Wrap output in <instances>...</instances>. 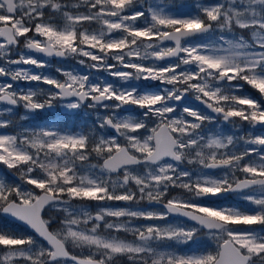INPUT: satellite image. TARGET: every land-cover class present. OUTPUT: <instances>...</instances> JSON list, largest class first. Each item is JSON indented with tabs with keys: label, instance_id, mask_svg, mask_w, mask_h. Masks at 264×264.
Wrapping results in <instances>:
<instances>
[{
	"label": "snow or ice",
	"instance_id": "1",
	"mask_svg": "<svg viewBox=\"0 0 264 264\" xmlns=\"http://www.w3.org/2000/svg\"><path fill=\"white\" fill-rule=\"evenodd\" d=\"M174 7V0H0V129H19L0 132V165L19 181L0 175V264H117L121 257L264 264V131L238 136L221 124L264 128V102L239 94L246 84L264 98V0H194L188 13ZM92 24L99 28L90 31ZM33 53L85 57L87 67L122 83L62 68V80L32 71L47 66ZM20 81L49 87L19 89ZM64 101L69 115L85 105L95 110L92 126L20 123ZM173 189L184 195L170 196ZM228 193L252 209L213 201ZM142 201L163 210L107 204ZM46 209L62 214L55 228ZM9 220L35 235L10 230ZM202 232L214 248L199 246ZM166 242L197 247L182 254L162 250ZM69 244L87 254H73Z\"/></svg>",
	"mask_w": 264,
	"mask_h": 264
},
{
	"label": "rangeland",
	"instance_id": "2",
	"mask_svg": "<svg viewBox=\"0 0 264 264\" xmlns=\"http://www.w3.org/2000/svg\"><path fill=\"white\" fill-rule=\"evenodd\" d=\"M149 3H152L153 5H162L164 3V0H148ZM210 2H214V0H210ZM193 4H194V0H183V4H181V0H174V5L175 7L173 8V11L174 12H181V13H188V12H191L192 10H195V8L193 7ZM85 9L84 8H81L80 11H84ZM88 28H90L89 30H97L99 28V25L97 24H92V25H89ZM246 38H248L249 36H247L246 34H243ZM194 39H211V37H200V38H194ZM165 46H168L167 44H165ZM26 51V50H25ZM43 60L46 61L47 63V66L44 68V69H35L33 67H31V70L32 71H43L45 74H49V75H52V76H56L58 79H64V77L58 73L56 71L57 68H62L64 70H67V71H73V72H76V73H81V74H90L91 77L94 79V80H108L110 82H115L117 85L121 84L122 82H120L119 80H117L116 78L114 77H111L108 75L107 72L105 71H97L95 69H90L89 67H87L88 63H91V61H89L87 58L85 57H79V59H85L86 63L84 65H81L79 63V59L77 58H73V57H67L66 59L64 60H56L57 62H54L50 59V58H47V57H39ZM108 63H115V61L109 59ZM145 63H152L151 60H148V61H145ZM158 63H161V64H164L165 62H158ZM132 83H139L141 86H148V87H151V88H156V87H162L161 85H159V82H147V81H140V82H135L133 81ZM49 86L47 85H43V84H40V85H37L36 88H45L47 89ZM35 88V89H36ZM250 88V86L248 87ZM258 95L259 93L256 92ZM260 99L262 100V102H264V98H261ZM63 103H67V101H64L62 103H58L56 104L55 107H53L52 109H45L43 110L41 113L44 114V116H48V115H57L56 113L59 111L61 113H65V114H69V110H67L65 107H63ZM83 108H86L85 111H82L81 114L83 116V120L81 121L80 125L79 126H83L84 124H87V119H89V128L92 126V121L95 119V110H92V109H88L86 106L82 107L80 110H82ZM79 110V111H80ZM101 113H103V109H100L99 110ZM140 110H136V113L138 114ZM222 126L224 127V129L226 128V132L230 133V131H232V133H235L236 135H245L246 133H243V129H247L248 130V133H251V134H259L258 132H256L257 130L256 129H253L249 124L247 123H244V128H243V125L242 123L239 124V127H236L234 128L233 126H230V125H223V122H221ZM25 127H36V126H32V125H27V124H23ZM43 125V124H42ZM8 129H12V130H15V131H18L19 129H16V128H8ZM5 130L4 129H0V132H4ZM70 131V130H69ZM247 133V134H248ZM95 162V161H93ZM8 172V170L0 165V175H6ZM10 175H6L8 178H13L12 180H16V182H19L18 181V177H16L13 173L9 172ZM216 174H219V172H216ZM178 189H173L171 190L170 194H174L173 196H176V195H184L183 193H178L177 191ZM235 200H241L239 199L238 197H235ZM74 204L75 203H78V202H73ZM108 205L112 206V207H132V208H140V209H144V210H151L149 209L148 207H143V206H140L139 204H126L125 202H107ZM87 206L89 208L90 211H92L93 213L95 211H98V205L96 202H91V203H88L87 202ZM235 206H238L237 204H235ZM56 211V210H55ZM61 214V213H59ZM62 215V214H61ZM169 221L172 222V223H180L179 221H176V220H173L171 219V217H169ZM3 222V218H0V225L2 224ZM135 224H146V223H150L149 221H143V220H139V221H135L134 222ZM256 227V226H254ZM128 235L130 234H126V233H121L119 234V236L123 239H127V240H132V239H129L128 238ZM126 237V238H124ZM198 240L200 242V245H202L203 248H214L215 247V242L212 241L208 236L206 235H203L201 234L199 237H198ZM167 245H175L177 246L178 248L176 247H172V250L174 251H177L179 253L181 248H183L184 246L186 245H183V244H175V242H167L166 243V246ZM189 246L193 247L195 246L196 244H188ZM84 254H87V252H83ZM183 254V253H182Z\"/></svg>",
	"mask_w": 264,
	"mask_h": 264
},
{
	"label": "flooded vegetation",
	"instance_id": "3",
	"mask_svg": "<svg viewBox=\"0 0 264 264\" xmlns=\"http://www.w3.org/2000/svg\"><path fill=\"white\" fill-rule=\"evenodd\" d=\"M193 12V10L191 11ZM23 47V45H21V48ZM33 55H37L38 57H43L39 54H34ZM53 63L54 62H57L55 58H50ZM79 59V58H77ZM22 67H25V68H29L31 66H28V65H22ZM34 68V67H33ZM37 83L36 82H25V81H20L18 82V85H16L19 89H24V90H28L29 88H32V89H35L37 87ZM40 85V84H39ZM197 105V104H196ZM86 106V105H85ZM86 108H83L81 111H85ZM25 114V110L21 107L19 109L16 110V118L17 120H19V116ZM42 116H44V114L41 115L40 112H37V113H31L29 114V119L28 120H24V121H20V123L22 124H27V125H32V126H36L37 124H39L41 121H42ZM230 125V124H229ZM243 125V128H244V123H242ZM232 126V125H230ZM5 131L7 132H14L15 130H12V129H4ZM259 130H264V129H259ZM258 130V131H259ZM246 131L248 132V130L246 129ZM230 133H232V131H230ZM243 133H244V129H243ZM244 135V134H243ZM216 172H219V170H215V174ZM7 176L10 175L9 172H7L6 174ZM11 176V175H10ZM10 179H13V178H10ZM178 193H182L181 190H177ZM184 194V193H183ZM170 196H173L174 194H169ZM235 197H238L236 194H232L224 199H220V200H216L214 201L215 203L217 204H228L233 202L234 205L241 202L242 203V208H244V201L243 200H235ZM88 203H91V202H88ZM140 206H143V207H148L149 209L153 210H163L162 206H151V204H148L147 202H141L139 204ZM247 209L251 210L250 207L248 206ZM56 216L57 217V220L53 223V228H55L57 226V223L61 217V214H59L57 211H55V209H46L43 213V216L45 219L48 218V216ZM171 219L173 220H176V221H179V222H183L181 220H178V219H175L173 217H171ZM185 223V222H184ZM188 224V223H186ZM188 225H191V224H188ZM4 226V223L2 222V224L0 225V227H3ZM7 227L12 230V231H15V232H18V233H22V234H25V235H35L28 227L26 226H23V225H20L14 221H11L9 220L7 222ZM121 234V233H120ZM203 234V232L201 233ZM205 235V234H203ZM126 238V237H124ZM128 238L129 239H133V237L131 235H128ZM167 243V242H166ZM69 247V250L73 252V254H76V255H81V254H84L83 252H85L86 250H82V249H78V248H75L74 246H72L71 244L68 245ZM166 247V244L165 245H162L161 248L162 250ZM117 264H130V262L127 260L126 257H121L119 258Z\"/></svg>",
	"mask_w": 264,
	"mask_h": 264
},
{
	"label": "trees",
	"instance_id": "4",
	"mask_svg": "<svg viewBox=\"0 0 264 264\" xmlns=\"http://www.w3.org/2000/svg\"><path fill=\"white\" fill-rule=\"evenodd\" d=\"M243 34H246L247 36H249L248 32H244ZM248 87H249L248 85L244 84V86L240 90L239 94L250 95V96L255 97L258 100H261L260 96L256 93V91L254 89H252L251 87L250 88H248ZM44 121H45V123L43 125H46V124L52 123L54 120L48 119V120H44ZM44 121H41V123H43ZM49 121H52V122L49 123ZM55 122L57 124H59V126L62 127L63 129H69L70 131L76 130L78 128L77 123L75 122V120L73 118H69V117H65L64 119L58 118ZM250 209H252L251 205H250ZM199 246L202 247V245H200V244H199ZM172 247L178 248L175 245H173ZM196 247H197V245H195L193 247L186 245L183 248H181L180 252L181 253H188L190 250H192ZM178 249H180V248H178Z\"/></svg>",
	"mask_w": 264,
	"mask_h": 264
},
{
	"label": "water",
	"instance_id": "5",
	"mask_svg": "<svg viewBox=\"0 0 264 264\" xmlns=\"http://www.w3.org/2000/svg\"><path fill=\"white\" fill-rule=\"evenodd\" d=\"M165 43H172V42H169V41H166ZM53 57H55V56H53ZM55 58H60V59H63V58H61V57H55ZM195 102V101H194ZM197 104H199V102H196ZM257 127H260V126H257ZM230 194H233V193H228V194H224V195H222V196H220V197H218V198H213V201L214 200H217V199H222V198H224V197H227L228 195H230ZM151 206H162L161 204H151ZM173 217H175V218H178V219H181V220H184V221H186V222H189V223H193V222H191V221H187L186 220V218H183V217H176V216H173ZM17 223H19V222H17ZM20 224V223H19ZM22 225V224H21ZM24 226H26V225H24ZM27 227V226H26ZM31 230V229H30ZM32 231V230H31Z\"/></svg>",
	"mask_w": 264,
	"mask_h": 264
}]
</instances>
